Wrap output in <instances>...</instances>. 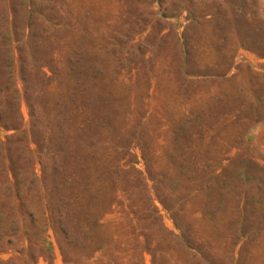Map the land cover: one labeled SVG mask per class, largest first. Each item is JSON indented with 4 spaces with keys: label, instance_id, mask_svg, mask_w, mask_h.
I'll return each instance as SVG.
<instances>
[{
    "label": "rangeland",
    "instance_id": "rangeland-1",
    "mask_svg": "<svg viewBox=\"0 0 264 264\" xmlns=\"http://www.w3.org/2000/svg\"><path fill=\"white\" fill-rule=\"evenodd\" d=\"M0 264H264V0H0Z\"/></svg>",
    "mask_w": 264,
    "mask_h": 264
}]
</instances>
